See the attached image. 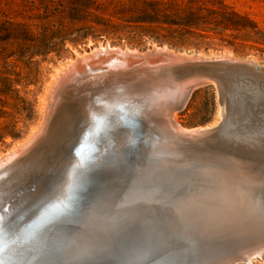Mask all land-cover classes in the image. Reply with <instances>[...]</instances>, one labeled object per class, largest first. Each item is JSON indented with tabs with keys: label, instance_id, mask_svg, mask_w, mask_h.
<instances>
[{
	"label": "bare ground",
	"instance_id": "1",
	"mask_svg": "<svg viewBox=\"0 0 264 264\" xmlns=\"http://www.w3.org/2000/svg\"><path fill=\"white\" fill-rule=\"evenodd\" d=\"M100 44L58 68L39 125L0 154V179L7 176L0 180V258L234 264L264 256V63L156 42L143 50ZM197 86L215 87L220 124L179 120V104ZM158 97L163 112L152 103ZM123 101L131 108L121 106L118 116ZM106 120L115 143L94 134ZM82 139L97 155L88 163L77 155ZM73 164L80 167L69 170ZM69 190L75 196L64 220L52 218V203ZM39 213L53 221L44 235Z\"/></svg>",
	"mask_w": 264,
	"mask_h": 264
},
{
	"label": "rangeland",
	"instance_id": "2",
	"mask_svg": "<svg viewBox=\"0 0 264 264\" xmlns=\"http://www.w3.org/2000/svg\"><path fill=\"white\" fill-rule=\"evenodd\" d=\"M39 1L53 3V16L65 20L62 33L67 40L52 52L33 57L32 41H25L27 53L17 48L18 44L13 52L5 50L6 44L1 42L0 84L8 93L0 94V154L39 125L58 68L73 55L77 57V51L91 53L101 42L142 50L156 42L176 51L233 53L264 63V0ZM0 7H5L4 3ZM179 120L190 127L219 121L215 87H195ZM253 258V262L234 264H264L263 255Z\"/></svg>",
	"mask_w": 264,
	"mask_h": 264
},
{
	"label": "trees",
	"instance_id": "3",
	"mask_svg": "<svg viewBox=\"0 0 264 264\" xmlns=\"http://www.w3.org/2000/svg\"><path fill=\"white\" fill-rule=\"evenodd\" d=\"M2 3L5 7H0V44L1 42L6 44L5 50L11 48L13 52L14 45L18 44L16 47L27 53L25 41H32L36 50L32 54L33 57L35 54H48L58 45L65 44L67 37L62 33L65 20L53 16L55 8L52 2L0 0V4ZM54 38L60 39V42L53 41ZM7 81L13 82L11 79ZM7 93L8 91L0 84V94Z\"/></svg>",
	"mask_w": 264,
	"mask_h": 264
},
{
	"label": "water",
	"instance_id": "4",
	"mask_svg": "<svg viewBox=\"0 0 264 264\" xmlns=\"http://www.w3.org/2000/svg\"><path fill=\"white\" fill-rule=\"evenodd\" d=\"M98 48V47H96ZM95 50V49H94ZM149 54L154 57V54L149 52ZM90 55V53H89ZM87 56V55H86ZM88 58H91L88 56ZM220 61H225L227 66L228 64H230V62H233V61H229L227 60L226 58H224L223 60H220ZM241 66L243 67H247V66H253L251 63H247V62H240L239 63ZM72 67H74V64H72ZM213 73L215 74H219V71H214ZM62 83V82H61ZM60 87L59 86H56L55 88L58 89ZM193 90V89H192ZM191 90V92H192ZM158 91H161V90H158ZM190 93V92H189ZM191 95V94H190ZM152 101V100H151ZM154 102V104H157L158 106L155 107L160 110L161 112L165 111L162 109V99L161 98H157L155 101H152V103ZM172 104V103H171ZM161 105V106H160ZM179 109H182L185 105H186V102L185 101H182L180 104H179ZM121 106H124V107H127V108H131V104H130V101L129 102H126V101H123L119 104V106H117V110H115L116 112V115L120 116L122 115L123 113L119 110ZM154 107V108H155ZM172 110H170V112L173 111V107L171 108ZM139 116H141V113L139 114ZM141 118V117H140ZM221 120L219 119V124H220ZM106 123L108 124L107 127L104 126L103 127V131L100 130V127L99 126L95 131H94V134H96L98 136L99 139H102L104 141L105 137H108V136H112L111 137V140H110V143H115L114 142V138H113V135H114V131L112 132V125L110 122H108L106 120ZM123 125H126L124 122L122 123ZM89 134V131L86 132L84 135H83V138L87 137V135ZM138 135L140 137H144L146 136L145 133H142V132H138ZM100 136V137H99ZM147 138H150V136H148ZM86 139H82L79 143H78V148H77V155L81 158V159H84L85 160V163H88L87 162V158H93V159H96L97 155H92L93 151L92 152H89V150L87 149V142L84 141ZM113 146V145H112ZM93 150L96 149V147L92 148ZM87 157V158H86ZM75 165H77V167L79 166L78 164H73V168L72 169H69V170H73L75 168ZM80 167V166H79ZM65 168H62V172L64 173L65 172ZM3 179H7V176L4 175L0 180H3ZM75 196V193L72 191V190H69L68 194H67V199L65 201H56V202H53L52 203V210H53V215H52V218L55 217V219H59V218H63L64 220V212L63 211H66L69 207H70V203L67 202V200H70V199H73V197ZM57 199L56 197L52 196L48 201H45L44 203H49L53 200ZM42 203V204H44ZM47 203V204H48ZM40 206V205H39ZM42 206V205H41ZM62 206H66L65 208H63ZM38 210L42 211V207H38ZM42 214L39 213V215H37L34 220H37L41 217ZM51 218V219H52ZM51 219L49 218L46 222V219H39L38 221V225H41L43 226V230L40 229L38 230V234H41V235H44V234H47L51 231L52 229V223L53 221H51ZM46 222V223H45ZM54 230V229H53ZM257 255H260V254H257ZM262 255V254H261Z\"/></svg>",
	"mask_w": 264,
	"mask_h": 264
},
{
	"label": "snow or ice",
	"instance_id": "5",
	"mask_svg": "<svg viewBox=\"0 0 264 264\" xmlns=\"http://www.w3.org/2000/svg\"><path fill=\"white\" fill-rule=\"evenodd\" d=\"M0 264H5V262L2 258H0Z\"/></svg>",
	"mask_w": 264,
	"mask_h": 264
}]
</instances>
